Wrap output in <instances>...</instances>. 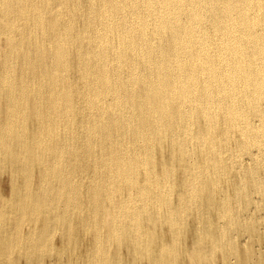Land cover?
I'll return each mask as SVG.
<instances>
[{
  "label": "bare ground",
  "instance_id": "6f19581e",
  "mask_svg": "<svg viewBox=\"0 0 264 264\" xmlns=\"http://www.w3.org/2000/svg\"><path fill=\"white\" fill-rule=\"evenodd\" d=\"M0 11L3 54L22 56L23 67L31 46L36 53L25 69L36 73L25 85L13 83L18 61L0 71V90L8 87L11 102L0 125V163L18 161L25 179V200L0 210V261L13 264L17 249L29 258L51 252L50 222L29 235L3 226L12 215L22 222L52 212L70 239L79 228L91 232L89 264H124L118 249L125 243L133 259L179 264L192 210L206 223L189 264L236 253L232 205L236 196L248 199L247 181L237 184L235 199L223 198L218 215L225 222L217 228L202 208L206 198L213 204L220 177L234 165L227 156L248 154L264 165V0H0ZM35 165L38 191L31 186ZM178 166L183 187L174 205ZM76 210L82 215L74 227ZM164 224L172 242L154 251V229Z\"/></svg>",
  "mask_w": 264,
  "mask_h": 264
},
{
  "label": "rangeland",
  "instance_id": "374dc122",
  "mask_svg": "<svg viewBox=\"0 0 264 264\" xmlns=\"http://www.w3.org/2000/svg\"><path fill=\"white\" fill-rule=\"evenodd\" d=\"M2 15H4L3 12L0 14V16H2ZM82 21H83V19H81V18L78 19L77 23H79V24H77V26H79L82 23ZM5 27L6 26H4L3 22H0V31H3V30L5 31V29L7 28V27L6 28ZM48 27H50V25H48ZM1 37L2 38H0V53H1L0 54V58H1V60H0V63H1L0 64V71L2 69H5V67H7V65H10L11 63L13 64L14 61H16V62L18 61V64L21 65L22 69L20 68V66L18 64L15 63L16 64L15 66L13 64V67H14L13 73L15 72V75L18 74L17 76L14 75V78L17 79V81L13 80V83L17 84V86L20 87L23 84L22 81L25 82V84H26L29 80V79H27V77L32 78L33 77L32 73L33 72L36 73V70H32V69L28 70V71L25 70V69H29L28 67L32 66V63H30V62H32L36 57L35 56L36 53H34L35 52L34 46H31V51L33 53H31V51L28 52L31 54L30 57H32V58H30V61L28 62L27 65L24 64V66L22 67L23 64H20V63H22V62L26 63L22 59V56H19L17 58L16 56L10 57L9 55L8 56L6 55L8 57L7 58L3 54V52H4L3 50H5V48H6L5 45L7 43H6V38H4V35ZM71 57L72 58L70 59L69 69L74 73V72H77V69L75 68V67H77V65H76L77 63H75L77 61L75 59L76 57H74V56H71ZM3 58H5V59H3ZM17 59H19V60H17ZM8 61L10 63H8ZM5 62H7V64ZM16 66H19L18 68H20V69H17ZM15 67H16V70H14ZM22 72L23 73L25 72L24 75H26L28 73L29 74L26 75V77L24 76V79H22L21 78ZM30 72H32V73H30ZM19 79H20V81H19ZM25 84H23V85H25ZM5 87H3V89H5V90H0L1 91L0 95L2 96V97L0 96V125L1 126L5 125V123H7L6 122L7 121V117H6L7 113L6 112L9 108L10 103H11L9 101V96H7V93L9 92L8 87L7 86H5ZM31 98L33 99V97H31ZM42 100H41V102H43L44 106H46L48 104V101L47 100L42 101ZM7 102H8V105H7ZM5 105H6V107H5ZM4 118H6V119L4 120ZM33 123H35V122H32V124ZM30 125H31V123L29 124V127L32 126V125L31 126ZM13 141L14 140L12 139V142ZM14 142H16V141H14ZM14 142L12 144L15 146L16 143H14ZM234 146H235V144L232 143L231 147L235 148ZM18 148H19V146L13 147V150H15L16 155L19 154ZM253 153H257L255 149L253 150ZM80 157H81V159H80L81 162H83V161L87 162L88 161L87 157H84V156H80ZM6 158H4L3 163H0V210L3 209L5 211L7 210V212H8L10 210V208L12 206H14L15 204H17L20 200H25L24 194L22 191V188L24 187L23 185H24L25 179H23L22 175L17 172V170L19 169L18 167L20 165L18 163V161H13L11 158H8L6 160ZM48 158H51V157H48ZM76 158L77 157H75V155L69 156L68 163L70 166L72 165L71 167L75 166L73 161H75ZM229 158L230 157H228V156L226 158L227 165L231 166L230 162H232L235 166L232 165L233 166V167H231L232 169L231 168H230V170L228 169V171L220 177L219 187H218L219 189L215 193V200L212 201V203L214 205L212 204L210 206L209 205L210 203H206V202H209L207 198H206V201L204 200V203H203L204 206L202 208L204 216H206V218L208 217L210 220H212L213 229L217 228L220 224L225 222V219L218 215L219 214V208H221L222 200L225 196H231L235 199V195H236L235 187L237 186V184L239 185V183L241 184L242 182H244V180L247 181L246 193L248 194L249 197L246 200L245 198H241V196L240 197L236 196L235 202L233 201V205H232L233 206V212H234L235 216L238 215V217L236 216L238 219V224L232 228V232L230 233V237H232L234 240V244L237 248V252L234 253V252H230V251L226 250L225 256L223 258H221V256L218 255L216 257V260L215 259L211 260V262L213 264H233L234 262H235L234 264H264V186H263L264 184H262V183H264V172H263L264 171L263 170L264 165L263 166H261L262 164L260 165L263 169L261 167H258L259 162L256 161L257 158L255 160L254 158H252L248 154H246L243 158H240V159L238 157L237 161H233V160L231 161ZM251 161H252V163H250ZM255 161L257 164L254 163ZM237 162L239 164H237ZM189 164L186 163L187 166ZM249 164H250V166H249ZM177 168H178L177 172H176L177 186H176V189L174 192L175 194L173 193V195H172L174 205H177V203L179 201V193L183 187L182 186V184H183L182 180L183 179H182V175H181L182 169L180 166H178ZM239 168H241V169H239ZM252 169L255 170L253 176L248 174V172ZM41 176L42 175H41V170H40L39 166L35 165V167L33 168V171H32V175H31V178L33 180V181L31 180V186L33 185L32 190L38 191L39 184L41 181V179H40ZM252 178H253V180H252ZM88 182H89V180H86V184ZM252 183H254V186ZM54 187H55V189H58L57 186H54ZM259 188H261V190ZM184 189H185V187H184ZM207 190H208V188H207ZM228 190H230L231 192ZM208 191H210V190H208ZM18 193H20L21 196L18 195ZM224 193H226V194L224 195ZM125 195H126V191L123 190L122 192H120V196H117V198L122 199ZM10 204H12V205H10ZM60 205L63 208L64 203H60ZM13 210H14V207H13ZM213 211H214V213H213ZM74 212H73L70 219L72 220V225L74 227H77L81 223L80 217L82 214L77 212V210ZM207 212H208V214H207ZM197 213L198 212H196L195 210H192V212L189 213L187 225H186L187 227L185 230H183V233L180 237L181 238L180 243L178 244V247H177V249L179 251V264H189L188 253H190L191 250L194 248V245L196 244V241L198 239L197 235H196L197 230L199 227L201 228V226H204V223H206L205 218L204 217L202 218ZM53 218H54V213L52 212V213H49L47 215L46 214L40 215V216L37 215V216H32L30 219H23L22 222H18L14 215L10 216V218L5 220L3 230L6 233L8 231L13 232L18 225H19L20 231L25 235H27V234L29 235L33 230L35 231V230L43 229L46 226V224H48L49 222L51 223V228H52L51 229L52 235L49 237V240H48L50 242L48 247H49L51 252H47L46 256L34 253V255H32V257L29 258V256H27L25 253L20 252L17 249L14 251V254L12 256V263L13 264H82V263L83 264L84 263L89 264L85 259L86 258L85 254H86L87 250L91 247V243H92L91 232L89 230L85 231V229L79 228L76 230V232L74 234V240L70 239L69 235H67V233H66V229H64V227L66 228L68 225L67 224L63 225V223H57V222H55V220H53ZM26 221H27V223H26ZM35 221H37V222H35ZM201 223H202V225H201ZM199 224H200V226H198ZM11 232H9V233H11ZM154 233H155V237L158 238L156 240V243L153 245L154 251H157L158 249H160V246L163 245L164 243L165 244H167V243L171 244L172 238L170 235L168 225H165V224L163 226L159 225L156 229H154ZM0 239H1V233H0ZM52 239H54V241H52ZM51 243H52V245H51ZM205 243H206V249H207V251H209V248H210L209 243H207V242H205ZM126 244L127 243L123 244L121 246V248L118 249L119 257L123 261L124 264H149V260H147L146 258L138 257L139 259L138 258L133 259V255H132L133 249L129 245H127L129 248L128 249L127 246H124ZM180 248H181V250H180ZM115 249L116 248H114V247L110 248V250L112 252H115ZM54 250H56V251H54ZM59 251H60V253H59ZM64 251H66V252H64ZM75 251H76V253H75ZM50 253H52V254H50ZM226 253L229 255H227ZM62 254H64V256ZM226 257H227V259H225ZM209 262H210L209 260H205L203 262H199V264H208ZM0 264H9V263L0 261Z\"/></svg>",
  "mask_w": 264,
  "mask_h": 264
}]
</instances>
